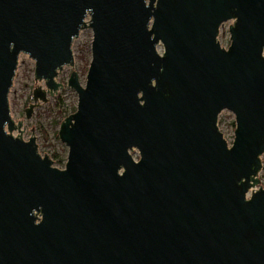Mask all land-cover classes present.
<instances>
[{"label": "water", "instance_id": "water-1", "mask_svg": "<svg viewBox=\"0 0 264 264\" xmlns=\"http://www.w3.org/2000/svg\"><path fill=\"white\" fill-rule=\"evenodd\" d=\"M84 28L58 168L8 95L27 54L30 118ZM263 154L264 0H0V264H264Z\"/></svg>", "mask_w": 264, "mask_h": 264}, {"label": "rangeland", "instance_id": "rangeland-1", "mask_svg": "<svg viewBox=\"0 0 264 264\" xmlns=\"http://www.w3.org/2000/svg\"><path fill=\"white\" fill-rule=\"evenodd\" d=\"M233 20L226 21L220 28L218 40L223 47L230 43L229 26ZM93 31L91 28H84L80 31L77 38L74 39L72 49L75 57V65L65 66L59 73L56 80L63 84L54 96L48 94V101H40L34 108L30 118L26 117L25 109L30 103H33V90L37 86L47 89L44 80H37L34 74L35 62L27 54H21L18 66L13 79V84L8 95L10 111L12 117L16 120H22V136L28 140L31 135H35L39 152L48 154L54 161V166L64 168L68 155V146L61 141L58 131L61 122L66 116L73 113L78 104V94L74 88L68 85V79L73 70H76L82 85L86 84V76L91 61V43ZM36 86V87H35ZM34 126V133H33ZM219 129L223 132L225 139L231 144L234 137L235 116L224 109L219 114ZM14 131V135H18ZM138 157V156H136ZM263 166L259 173L260 184L264 185V154L262 156Z\"/></svg>", "mask_w": 264, "mask_h": 264}]
</instances>
